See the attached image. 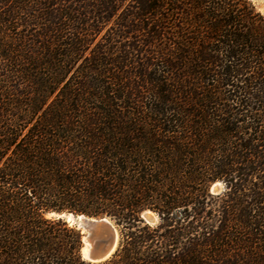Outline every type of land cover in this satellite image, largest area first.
I'll use <instances>...</instances> for the list:
<instances>
[{"label": "trees", "instance_id": "1", "mask_svg": "<svg viewBox=\"0 0 264 264\" xmlns=\"http://www.w3.org/2000/svg\"><path fill=\"white\" fill-rule=\"evenodd\" d=\"M0 264H264L252 0H0Z\"/></svg>", "mask_w": 264, "mask_h": 264}, {"label": "water", "instance_id": "2", "mask_svg": "<svg viewBox=\"0 0 264 264\" xmlns=\"http://www.w3.org/2000/svg\"><path fill=\"white\" fill-rule=\"evenodd\" d=\"M51 216L65 219L75 225L82 234L81 256L89 263H102L111 259L117 251L119 235L116 227L107 218H90L83 215L74 216L69 213H52ZM147 222L152 219L144 216ZM90 243L87 256L84 255L86 242Z\"/></svg>", "mask_w": 264, "mask_h": 264}, {"label": "rangeland", "instance_id": "3", "mask_svg": "<svg viewBox=\"0 0 264 264\" xmlns=\"http://www.w3.org/2000/svg\"><path fill=\"white\" fill-rule=\"evenodd\" d=\"M253 1V3H254V5L257 7V9L259 10V12H261L263 15H264V0H252ZM213 190L215 191L216 190V188H214L213 187ZM51 216V215H50ZM144 216H148V217H150L152 220L151 221H149V222H147L146 220H145V218H144ZM143 219L145 220V222L147 223V224H149L150 226H155V225H157V223L159 222V219H158V217L154 214V213H152V212H145L144 214H143ZM70 224V223H69ZM70 225H73V224H70ZM82 257V256H81ZM83 259V258H82ZM85 261V260H84ZM87 262V261H86Z\"/></svg>", "mask_w": 264, "mask_h": 264}, {"label": "bare ground", "instance_id": "4", "mask_svg": "<svg viewBox=\"0 0 264 264\" xmlns=\"http://www.w3.org/2000/svg\"><path fill=\"white\" fill-rule=\"evenodd\" d=\"M86 242V245H85V249L83 251L84 255L87 256L88 253H89V249H90V243L85 241Z\"/></svg>", "mask_w": 264, "mask_h": 264}]
</instances>
